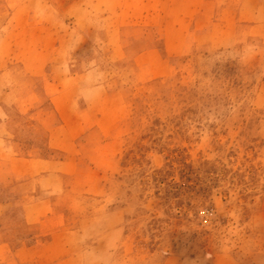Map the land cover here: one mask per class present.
<instances>
[{
	"label": "rangeland",
	"instance_id": "obj_1",
	"mask_svg": "<svg viewBox=\"0 0 264 264\" xmlns=\"http://www.w3.org/2000/svg\"><path fill=\"white\" fill-rule=\"evenodd\" d=\"M191 6L0 0V136L6 123L19 153L50 141L76 166L50 196L51 259L30 264H264V48L239 16L195 23ZM152 49L170 75L135 65Z\"/></svg>",
	"mask_w": 264,
	"mask_h": 264
},
{
	"label": "crops",
	"instance_id": "obj_2",
	"mask_svg": "<svg viewBox=\"0 0 264 264\" xmlns=\"http://www.w3.org/2000/svg\"><path fill=\"white\" fill-rule=\"evenodd\" d=\"M181 2L183 0H175ZM189 1V0H188ZM190 10L192 14L187 16L198 18L195 23L203 17H210L219 14L231 17L239 16L242 21L238 27L247 30L248 40H255L260 47L264 48V0H238L237 7L225 1L224 5L218 4L217 0H191ZM218 14V13H217ZM200 18V19H199ZM184 24L179 23L176 31L182 32ZM212 33L213 29H209ZM226 32V31H225ZM167 43V41H166ZM229 45V43H224ZM135 65L145 70L150 76H168L171 74V67L158 51L148 50L135 57ZM158 72V73H156ZM83 74L73 78L81 80ZM68 90H61L60 94L63 105L57 106L58 111L63 115L71 109V97H66ZM67 99V100H66ZM68 105V106H67ZM64 113V114H63ZM69 121H66L68 124ZM70 123V122H69ZM81 126V125H80ZM72 127H79L75 124ZM90 127V126H88ZM0 140L2 144H10L12 153L1 154L0 156V264H30V262H43L51 259V256H44L43 249H50L57 241V232L51 227V195L62 191L64 183L62 178L71 175L75 170V159L70 152H66L64 158L52 156L51 151L58 150L52 145L46 146L49 155L25 156L19 153L16 146L21 144L19 136L11 131L6 123H3ZM51 139V138H50ZM38 146L33 145L32 149ZM51 156V157H50ZM8 163H11L10 166ZM3 165L7 169L2 168ZM20 181V182H19ZM41 192L48 193V196H41ZM22 209V221L14 220L11 215L14 210ZM24 225L25 230L36 229L34 238L26 236H14ZM50 239L44 243L39 240L41 236L48 235ZM13 237H19L23 242L20 245H13ZM36 238V240H35ZM33 241V242H29ZM73 257L65 256L60 259L59 264H72ZM56 260L55 258H52Z\"/></svg>",
	"mask_w": 264,
	"mask_h": 264
}]
</instances>
